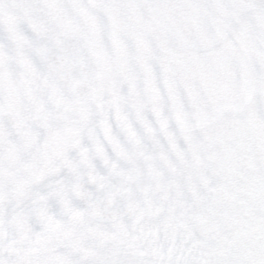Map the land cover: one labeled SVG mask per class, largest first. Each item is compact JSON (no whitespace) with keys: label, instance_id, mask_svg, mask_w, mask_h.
<instances>
[{"label":"snow or ice","instance_id":"obj_1","mask_svg":"<svg viewBox=\"0 0 264 264\" xmlns=\"http://www.w3.org/2000/svg\"><path fill=\"white\" fill-rule=\"evenodd\" d=\"M0 264H264V0H0Z\"/></svg>","mask_w":264,"mask_h":264}]
</instances>
